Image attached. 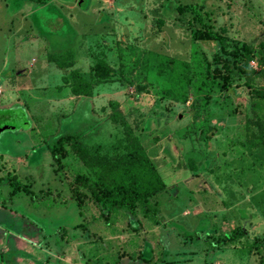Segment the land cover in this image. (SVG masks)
Instances as JSON below:
<instances>
[{
  "label": "rangeland",
  "instance_id": "rangeland-1",
  "mask_svg": "<svg viewBox=\"0 0 264 264\" xmlns=\"http://www.w3.org/2000/svg\"><path fill=\"white\" fill-rule=\"evenodd\" d=\"M63 56L67 87L98 63L113 74L89 102L47 99ZM162 59L188 65L177 91ZM255 89L264 94V0H0V111L23 112L0 118V264H263ZM66 135L110 182L145 186L130 170L133 143L163 185L149 198L157 223L140 205L106 218L65 204L73 178L91 175L68 146L51 156Z\"/></svg>",
  "mask_w": 264,
  "mask_h": 264
},
{
  "label": "trees",
  "instance_id": "trees-1",
  "mask_svg": "<svg viewBox=\"0 0 264 264\" xmlns=\"http://www.w3.org/2000/svg\"><path fill=\"white\" fill-rule=\"evenodd\" d=\"M32 2H42L45 0H27ZM203 39L218 43L221 46V50L225 52L224 50V39L218 35L215 32L208 31L205 34H203ZM222 54V53H221ZM72 55L69 54V58ZM58 57L55 56V60ZM59 60V58L57 59ZM162 59V66L163 69L159 70L161 71H167L168 76L171 79V89L178 90L179 88H182L186 83L187 80V73L189 72L188 65L184 62L175 60V59H166L163 63ZM64 56L62 57V61H59L58 67L59 69H67L69 65L65 62ZM213 63L215 64L216 69L214 70L215 74L217 75H223V79L226 80V76H224L225 72L222 70V66L219 69L220 62V56H216L213 60ZM113 74V70L105 65V63H98L94 67L92 80L87 82L81 80V77L78 76L77 73L72 74V81L68 84L70 92L74 95L84 96V97H90L92 95V91L95 87H97L100 83H103L104 81H107V78H109L110 75ZM66 79V78H65ZM169 97L176 101L175 94L170 90L167 92ZM252 94L254 97H257L258 99L264 100V94L260 92L259 90L255 89L252 90ZM19 113L23 114L22 111H14V110H6V111H0V118H7L12 115H19ZM116 114H111L110 119L114 122L118 118H123L121 112L118 114L115 111ZM254 128L256 131V136L260 138L262 141L264 140V129L263 125L261 123H254ZM132 137V136H131ZM76 135H66L63 136L58 142L57 145L54 148L50 149V153L52 157H55V151L53 150L56 148L58 150H62V155L66 154V146L70 149L71 153L74 154L79 160L84 161V163L87 165L86 160H94L92 158H89L86 154V151L83 150V147L79 142H77ZM135 138H131L132 142ZM132 145V146H131ZM134 145L131 143L130 145H126V149L128 150V156L132 157V161L130 162V170L133 171L132 173L137 176H139L142 183H145V186L135 183L134 181L128 183V184H122V183H112L106 178V174L101 170L100 167H96V164L94 165V162L91 164H88L87 166L91 169V175H76L73 178L72 184L70 186V197L65 199V204L67 202L73 201L76 203L77 208L79 209V215L81 216V210L84 208V206L87 203H93L98 206H101V209H106L105 217L107 218L110 213H114L120 210L126 211L130 215H134L135 211L137 209V206L140 205L143 208V214L145 217L153 221L154 223H157L156 220V212H153L151 210L150 204H149V198L156 192L162 189L163 185L162 182L153 169L152 163L147 159L146 157L140 158L135 157V153L133 151ZM55 149V150H56ZM65 149V150H64ZM56 160V159H55ZM85 192L86 195L83 194ZM16 192L13 190V192L10 194L15 195ZM103 214V211H102ZM231 238H235L234 234L230 236ZM264 245V244H263ZM264 264V260H263Z\"/></svg>",
  "mask_w": 264,
  "mask_h": 264
},
{
  "label": "crops",
  "instance_id": "crops-1",
  "mask_svg": "<svg viewBox=\"0 0 264 264\" xmlns=\"http://www.w3.org/2000/svg\"><path fill=\"white\" fill-rule=\"evenodd\" d=\"M64 70L65 69H60V71H62L61 72L62 73L61 74V77H62V87L57 88L55 86L56 87L55 90H59V92L57 94L56 93L55 94L52 93L51 97L50 96H47L46 97L47 99H50V100H57V99H60L61 100L62 99V102H63V101H67V100H72V101L74 100V101H76L78 98H82L83 97V98L87 99V102H89L88 100H90L92 98H95V92H94V90L96 88H98V86L93 89L92 95L90 97H84V96H79V95L72 94L70 92L69 87H67V85L65 83H63L64 82V79L66 77V74H65Z\"/></svg>",
  "mask_w": 264,
  "mask_h": 264
}]
</instances>
